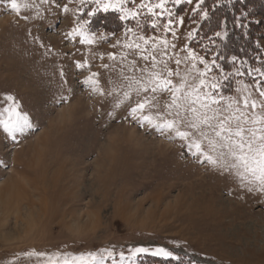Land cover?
I'll return each mask as SVG.
<instances>
[{
  "label": "rangeland",
  "instance_id": "374dc122",
  "mask_svg": "<svg viewBox=\"0 0 264 264\" xmlns=\"http://www.w3.org/2000/svg\"><path fill=\"white\" fill-rule=\"evenodd\" d=\"M207 1L213 8L221 4L165 0L166 11L153 16L139 8L142 0H126L125 11L140 15L123 20V12L111 9L92 15L95 0H16L18 11L0 2V111L12 95L33 124L15 141L0 128V190L16 194L8 208L0 201V264H50L49 257L63 264L65 254L105 249L118 264L177 260L132 256L138 247H163L192 264H264V194L200 163L188 150L190 141L174 131L161 133L131 113L148 100L143 114L173 118L166 108L171 94L153 93L151 74L167 78L171 69L191 83L203 59L226 97L255 100L250 119L264 115L260 18H254L259 56L250 74H225L214 52L207 56L191 45L208 16ZM239 7L238 16L249 22L251 9ZM202 146L216 155L206 141Z\"/></svg>",
  "mask_w": 264,
  "mask_h": 264
},
{
  "label": "snow or ice",
  "instance_id": "6c2138e0",
  "mask_svg": "<svg viewBox=\"0 0 264 264\" xmlns=\"http://www.w3.org/2000/svg\"><path fill=\"white\" fill-rule=\"evenodd\" d=\"M0 2L9 3L12 10H19L16 0H0ZM95 2L98 7L95 11H92V15H95L96 11L100 10L107 13L110 9L123 12L124 15L120 17L122 20L128 17L135 19L140 15L139 11H125L123 4L126 0H95ZM139 8H146L153 16H159L163 14V11H166L165 0H159L156 4H152L150 0L148 3L142 0ZM155 9H161L162 11L156 12ZM65 11H67V8H65ZM171 23L172 21L169 20L168 25ZM152 26L156 28L155 21H153ZM128 31L131 33V29ZM219 35L217 33V36ZM140 39L145 44L148 43L144 37H140ZM82 42L91 43L92 41L86 39ZM164 43L165 45L167 44L166 41ZM128 47L131 48L133 45L129 44ZM135 47L139 49L140 45L136 44ZM142 58L144 60L149 59L148 56H143ZM190 59L195 60V55H191ZM232 59L235 62L236 57ZM151 60L155 62V56H152ZM164 63L165 67H167L166 62ZM200 63L205 65V67L202 71L197 70L196 76L193 77L191 83L188 81L187 76H181L179 72L174 73L171 69L167 70V78L158 72L151 74L149 83L155 86L151 87L150 90L155 93L159 89L161 92L166 91L171 94V103L167 104L166 108L169 110L167 115L173 118H163L160 113L155 116L143 114L146 105L151 104L148 100L138 103L136 107L131 109V113L134 118L141 121L142 125L147 123L153 128L159 129L161 133L174 131L175 135L180 139L190 141L187 145L188 150L193 156L197 157L200 163L211 164L221 171L227 170V172L234 174L241 185L246 187L248 191L264 194V115L256 119H250L249 109L255 110L258 107L256 101H250L247 97L242 100L226 97L222 93L223 85L218 80L208 77L207 73L211 69L205 64V61L201 59ZM175 64L179 66L181 61L177 59ZM211 64L212 67H219L216 65L215 59H213ZM195 67L196 65L192 64V68ZM236 74L243 75L244 73L237 72ZM260 74L264 76V72ZM173 75L180 77L178 84L173 83L171 79ZM223 79L227 80L228 76H223ZM143 91L147 92L149 88L144 86ZM128 95V93H125L126 98ZM259 95L264 97V90H261ZM5 100L9 103L0 111V128L15 141L17 140V134L22 135L27 130L32 129L33 124L28 114L19 110V102L14 96L6 95ZM225 100L228 102L224 103ZM234 103L237 105L235 110H233ZM259 107L264 109V101L261 102ZM137 112L141 113L139 117H136ZM237 113L239 114L237 115ZM182 126L191 131L180 130ZM204 141L207 142L211 151L216 153L215 156L204 150L202 146ZM0 164H3V161H0ZM131 253L132 256L150 254L152 256H161L165 259H179L173 252L163 247H158L154 250L138 247L131 250ZM30 254L45 255L44 253ZM107 258H111L113 264H118L113 252L107 249L101 253L65 254L62 257V261L63 264H106ZM119 258L120 262H123L125 260L124 254L120 253ZM48 259L51 264L53 257Z\"/></svg>",
  "mask_w": 264,
  "mask_h": 264
},
{
  "label": "trees",
  "instance_id": "16d2710c",
  "mask_svg": "<svg viewBox=\"0 0 264 264\" xmlns=\"http://www.w3.org/2000/svg\"><path fill=\"white\" fill-rule=\"evenodd\" d=\"M260 0H220L218 7H212V4L206 3L208 16L201 24L197 37L191 44L192 47L201 49L208 56V53L214 52L218 60H221L222 71L225 74H233L234 71H242L250 74L253 64L259 56V50L256 48L255 35L258 23L254 18H260V25L264 27V6L257 4ZM264 0H261V2ZM209 4V6H208ZM251 9L250 21L245 22L237 13L239 6ZM237 11V12H236ZM217 15L219 17L215 18ZM254 20V21H253ZM217 33L220 35L217 36ZM238 50V51H236ZM201 52V53H202ZM233 57H236L235 62ZM149 264H192L185 259L169 260L162 262L160 260H148Z\"/></svg>",
  "mask_w": 264,
  "mask_h": 264
},
{
  "label": "bare ground",
  "instance_id": "6f19581e",
  "mask_svg": "<svg viewBox=\"0 0 264 264\" xmlns=\"http://www.w3.org/2000/svg\"><path fill=\"white\" fill-rule=\"evenodd\" d=\"M12 180V179H11ZM18 180V179H17ZM16 181V180H15ZM21 182V181H20ZM13 185V184H12ZM7 186V185H6ZM18 188V186H16ZM7 189V187H6ZM16 197L15 193H9V191L7 193H4V191L0 190V201H2V205L3 207L8 208V206L10 205V198ZM14 201V200H13Z\"/></svg>",
  "mask_w": 264,
  "mask_h": 264
}]
</instances>
